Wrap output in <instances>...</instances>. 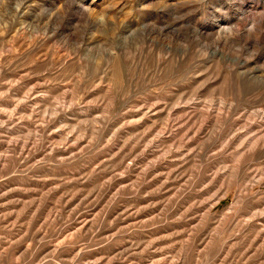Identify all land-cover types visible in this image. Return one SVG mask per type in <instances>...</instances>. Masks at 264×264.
I'll return each mask as SVG.
<instances>
[{"label":"rangeland","instance_id":"obj_1","mask_svg":"<svg viewBox=\"0 0 264 264\" xmlns=\"http://www.w3.org/2000/svg\"><path fill=\"white\" fill-rule=\"evenodd\" d=\"M0 264H264V0H0Z\"/></svg>","mask_w":264,"mask_h":264}]
</instances>
